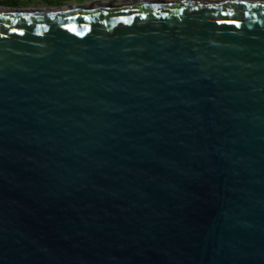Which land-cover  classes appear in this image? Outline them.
I'll list each match as a JSON object with an SVG mask.
<instances>
[{
  "label": "water",
  "instance_id": "95a60500",
  "mask_svg": "<svg viewBox=\"0 0 264 264\" xmlns=\"http://www.w3.org/2000/svg\"><path fill=\"white\" fill-rule=\"evenodd\" d=\"M0 264H264V0H0Z\"/></svg>",
  "mask_w": 264,
  "mask_h": 264
},
{
  "label": "crops",
  "instance_id": "0c3cea01",
  "mask_svg": "<svg viewBox=\"0 0 264 264\" xmlns=\"http://www.w3.org/2000/svg\"><path fill=\"white\" fill-rule=\"evenodd\" d=\"M14 5H76L106 0H3Z\"/></svg>",
  "mask_w": 264,
  "mask_h": 264
}]
</instances>
